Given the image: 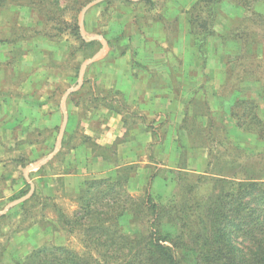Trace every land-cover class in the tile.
I'll return each mask as SVG.
<instances>
[{
	"label": "rangeland",
	"instance_id": "rangeland-1",
	"mask_svg": "<svg viewBox=\"0 0 264 264\" xmlns=\"http://www.w3.org/2000/svg\"><path fill=\"white\" fill-rule=\"evenodd\" d=\"M64 1L57 7L51 0H13L0 7V109L8 125L0 130V143L11 149L0 159L6 156L7 173L16 178L24 179L23 170L33 168L20 185L25 193L29 180L35 188L9 206L19 195L11 193L18 181L0 184V194L8 195L0 202V264H14L43 245L82 250L81 229L63 227L59 210L80 213L86 190L81 182L106 176L114 163L133 167L121 174L132 179L126 184L135 197L157 167L163 175L184 167L189 176L177 186L156 179L153 198L179 199L186 184L211 177L221 164L231 173L230 163L259 162L252 163L257 167L252 172L264 175V122L253 118L260 99L237 103L240 124L231 131L226 112L212 111L196 90L224 77L226 88L247 80L264 94V0H98L80 17L82 7L75 9L80 4ZM79 82L82 88L68 100L61 152L34 169L54 150L58 125L38 120L42 106H33L29 122L10 108L21 109L19 99L31 98L47 104L48 116ZM109 82L124 83L127 91L110 88ZM94 142L113 146L114 152L93 150ZM82 143L91 148L86 160L73 150Z\"/></svg>",
	"mask_w": 264,
	"mask_h": 264
},
{
	"label": "trees",
	"instance_id": "trees-1",
	"mask_svg": "<svg viewBox=\"0 0 264 264\" xmlns=\"http://www.w3.org/2000/svg\"><path fill=\"white\" fill-rule=\"evenodd\" d=\"M10 1L0 0V7ZM62 1L51 4L60 7ZM91 1L70 0L66 5L80 4L78 11ZM74 27L78 29L76 23ZM95 147L114 152L113 146L94 142ZM252 163L259 162L230 163L227 169L240 170L232 175L221 164L211 177L184 185L186 194L179 199L161 194L153 198L150 186L159 178L174 186L185 183L189 174L184 167L166 169L167 175L160 167L153 169L144 192L135 197L126 184L132 179L121 174L133 167L114 163L106 176L81 182L86 190L80 196V213L59 210L63 227L73 233L81 229L82 250L65 243L43 245L14 264H264V175L253 174L257 167Z\"/></svg>",
	"mask_w": 264,
	"mask_h": 264
},
{
	"label": "crops",
	"instance_id": "crops-1",
	"mask_svg": "<svg viewBox=\"0 0 264 264\" xmlns=\"http://www.w3.org/2000/svg\"><path fill=\"white\" fill-rule=\"evenodd\" d=\"M208 61L209 59H207V66L208 65ZM206 66V67H207ZM206 69V68H205ZM205 73V71H204ZM206 75H208L207 73H205ZM130 76V75H129ZM250 81L245 80V82H240L237 85H234L230 88H226L225 87V82H224V77H218V79L215 81L208 82L207 85L202 86L201 87H197V98H200L202 100H207L208 104L210 106V109L212 111H218V110H224L226 112V118H225V123L226 126L231 130L234 131L236 130V127L239 126L240 124V119L239 117H237V115L235 114V106L237 105V103L239 101H245L246 103L248 102H253L252 100L255 98V100H257L258 98L260 99V103H257L253 105V108L256 111V119L259 118L261 121L264 122V110H262V101H264V94L262 92V90H260L259 88L257 89L256 87L250 85ZM212 84V86H210ZM53 85V83L49 86V87H45V88H50ZM109 87L110 88H115L117 87V89L119 88V90H123V91H127L124 85H116V83H111L109 82ZM129 87V86H128ZM82 88V83L79 82V84L76 87H71L70 89L66 90L63 94V97L61 98L60 102H59V111L57 112H53L52 114L47 116V112L49 111V109L46 108L45 102L41 103L39 100H35V99H29V98H20V102L19 105L21 106V109L17 108V109H13L10 108L11 110V114H15L16 116H20L21 120L24 119L25 116H27V122H29V116H31L34 112L32 110L33 106H42L41 109H38V112H40L38 120H40L41 122H43L45 124V126H56L58 125V135H57V141L55 142L54 145V150L51 152V154L44 159L43 161L36 163L34 169H39L41 166L45 165L46 161H48L49 159L53 158V156L57 155L59 152H61V147L63 144V138L66 132V127L69 121V113L67 111V106H68V100L71 99L72 97L75 95L74 92L77 89ZM196 88V87H193ZM167 89H170V87H166L165 91H167ZM212 90V92H210V96L207 95L208 91ZM210 98H211V102H210ZM258 99V100H259ZM45 105V106H44ZM0 106H3V104L1 103ZM49 108L51 109L50 105H48ZM208 106V107H209ZM32 109V110H31ZM251 109V107H250ZM3 109H0V111ZM22 112H25V114H23ZM187 112L184 111V114H186ZM16 120V119H13ZM12 120V121H13ZM231 120V121H230ZM258 120V119H257ZM233 123H230L232 122ZM7 114L6 112L3 110L2 112H0V130L1 132H4L7 130ZM244 131V130H243ZM249 133L254 135V132H252L251 130H249ZM255 136H257V131L255 132ZM4 136V135H2ZM261 136V134H260ZM264 143V139L261 138V145ZM105 147H111V146H106ZM88 148L91 150V148L89 147V145L87 143H82V146H76L73 150L77 153L78 150H80V152L85 155L84 159H87V150ZM11 152V149L8 150L7 146L5 147L3 144L0 143V155L3 156V154L5 155L7 152ZM78 154V153H77ZM9 160H6V156L4 157V159H0V184L5 183L7 185H10L9 181L16 183L17 184L15 186L12 187L11 193H19L18 196L14 197L15 202L10 204L14 205L17 202H20L22 200H24L25 198L29 197L30 194H32L34 192V183L32 181L29 180V182L32 184L31 189L28 192H22L21 190V185L20 183H24L26 180H28V175L30 174V172H32L33 168H25L23 170L24 173V179H20V178H16L15 174H10V172L7 173V164H8ZM5 173V174H3ZM16 173V172H15ZM12 175V176H11ZM11 176V177H10ZM22 176V177H23ZM54 176V175H52ZM55 176H61V174H57ZM40 177V176H39ZM30 178V177H29ZM4 179V182L3 180ZM6 191V190H5ZM4 191V192H5ZM8 189L6 191V194H8ZM10 193V196H11ZM8 197V195L2 196V194H0V202L3 201L4 198ZM10 198V197H9ZM12 199V198H11ZM10 199V200H11ZM13 202V201H12Z\"/></svg>",
	"mask_w": 264,
	"mask_h": 264
},
{
	"label": "water",
	"instance_id": "water-1",
	"mask_svg": "<svg viewBox=\"0 0 264 264\" xmlns=\"http://www.w3.org/2000/svg\"><path fill=\"white\" fill-rule=\"evenodd\" d=\"M98 0H92L91 2L87 3L85 6L82 7V9L80 10V14L79 17L84 13V10L87 9L91 4H93L94 2H96ZM102 53V51L100 50L96 55L99 56ZM91 62H93V58L86 61L81 69V75L83 74V72L85 71V68L87 67L88 64H90Z\"/></svg>",
	"mask_w": 264,
	"mask_h": 264
}]
</instances>
